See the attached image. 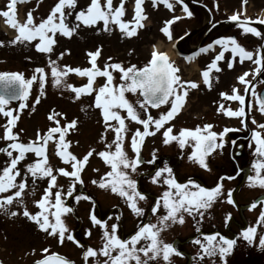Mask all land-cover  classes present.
Instances as JSON below:
<instances>
[{"label": "snow or ice", "instance_id": "snow-or-ice-1", "mask_svg": "<svg viewBox=\"0 0 264 264\" xmlns=\"http://www.w3.org/2000/svg\"><path fill=\"white\" fill-rule=\"evenodd\" d=\"M169 10H173V4L169 0H159ZM246 2V0H244ZM78 0H57L50 12L45 18L36 22L32 10H29L26 19L21 22L15 16L16 0H9L7 10L0 9V15L5 18V22L15 30L16 35L8 43L16 44L17 42L35 43V48L42 53H52L53 45L57 43L54 39L57 33L71 37L73 33L81 26H94L98 22H103L105 30H108V25L115 24L119 29L131 37L136 34L138 27H143L142 21L146 18L143 12V0H134V15L131 20H124L125 15V0H120L118 6H114L113 0H89V2L77 10ZM182 5V11L186 16L191 17L193 13L189 10V6L185 0H178ZM153 6H157V0H153ZM67 9V11H66ZM239 13H234L227 19L236 22L243 30V33H251L261 39H264V34L257 27L251 26L253 18L245 16L241 19ZM74 16L71 24L68 22L69 17ZM180 16L174 15L171 19L164 22L161 32L168 39H172L170 26L180 20ZM259 24L264 25V19L256 18ZM130 25H134L130 27ZM188 35V33H185ZM5 42L0 40V46ZM213 45L221 46V51L217 53L210 64L201 70L203 83L211 88L210 72L215 69L220 71L218 61L225 60V51L230 49L231 59L227 60V66L233 67V61L236 57L239 62L243 63L245 59L251 60L256 65L255 69L251 70L253 76L258 73H264V46L257 48L255 53L247 50L240 45L235 37L221 36L206 46H202L187 57L191 60L195 55L208 52L213 48ZM70 50H65V52ZM64 52L59 54V58L64 56ZM87 55L90 58V67H72L70 65H59L57 60L48 58V66L52 77V84L55 87H63L69 89L75 94V98L79 99L82 94L91 95L94 93V102L90 107L100 110V115L104 125V134L100 136V141L104 142V150L96 151L89 149L83 157H77L69 151L70 141L66 140V135L71 129H74L78 121L73 119L61 125L58 116L63 113L50 112L49 120L54 121L55 126H51L43 133L37 130L35 140H29L27 143L21 142L19 133L13 131L16 122L19 118V111L28 107L26 101L30 95V89L34 81L39 82L41 95H44L45 84L47 83V75L45 67H36L30 78H25L19 72H0V114L6 118V123L3 125V137L9 141L5 146L0 147V153L7 157L0 167V209H6L12 205L14 200L23 205L22 196L28 188L29 177H31L33 188H35L38 180H46L47 184L44 187L40 199L35 200L34 204L38 207L35 213L29 211L26 205H23L22 214L29 220L35 222L37 227L46 232L49 236H53L58 240V243L63 244L65 239L74 242L78 247L84 248L82 258L85 264H90L89 258H94L91 264H149V261L155 260L162 256L163 260L171 264L170 255H182L173 244L165 243L159 239L160 233L168 226V222L184 223L185 216L192 215L194 212L203 216L200 209L208 208L211 203L222 194L224 179H233V177H220L219 182L215 186L208 188L203 187L196 181L189 179L187 183L179 182L171 167L165 164L164 167L156 168L149 173V177L153 183H162L167 187L162 195L158 197L151 207L150 211L153 214L158 213L161 207L164 209V214L158 217L157 223H141L137 230L130 234L127 238H121L117 235V224L108 225L106 221L98 219L94 213L90 214V219L94 225L101 226L103 231V245L99 249H94L91 246L85 247L73 235V232L68 229L62 214L72 211L62 199L63 196H72L75 190V183L83 184L82 171L87 165L89 158L95 154L108 166L109 171L97 181L93 180V184H98L102 189L110 190L113 194L123 198L128 208L136 215L142 216L144 209L139 206L140 200H145L146 194L138 189V181L132 178L131 173L137 171L138 165L144 161L141 156V148L146 137L154 135L157 131H162L163 143L165 145L172 141H177L179 147L184 149L186 145H190L192 151L188 155L190 161L198 162L205 169H208L206 156L212 153L216 148L223 146L225 129L222 132L213 130L211 123H205L202 126L197 125L195 128H182L178 132L173 133L174 125L169 122L183 108L188 91L190 88L199 87L198 82L193 80H184L180 75V69L175 65L167 53L159 51L153 46L150 60L142 67L130 65L124 67L121 63H106L101 69L97 66V58L100 55V49L97 48L94 52H89ZM255 55V59H254ZM111 58L109 57V60ZM112 70H118L120 73V83L114 84V76ZM69 73L78 74L82 77H87V83L81 86L66 83L64 78ZM39 74V75H37ZM102 76L105 82L98 88L94 86L95 78ZM249 71H244L237 77V80L243 83L245 92L250 91L248 85L252 84L251 80H247ZM126 93L137 95L138 99L135 103L131 102ZM251 94L258 105V111L264 114V95L258 94L254 86L251 89ZM220 96L238 101L240 107L236 110L225 108L221 103L217 112L223 113L228 117L243 118L246 116L245 95L239 93L234 86L231 94L221 92ZM40 96L36 97L33 104L39 103ZM13 101H19L17 109L10 107ZM161 106H167L166 110L159 113L158 117H154L149 109H159ZM251 107V104L248 105ZM83 110V108H82ZM123 113V114H122ZM136 122L142 126L136 128L130 138L129 146L134 153L129 157L125 150V141L128 138L129 128L126 123ZM241 123L244 120L241 119ZM253 123H256L253 119ZM259 129L264 130V123L258 124ZM111 130L114 137L111 141H107L106 133ZM50 140L56 141L55 154L62 162L69 164L70 169L64 167L54 168L49 163L47 154V144ZM251 140L254 141L255 147L253 154L255 159L252 161V169L255 171V176H248L249 182H256L260 187H264V132L256 129L251 130ZM15 153V154H14ZM34 153L35 159L33 162L24 165L23 169L19 167L22 161L27 159L26 154ZM155 160V152L153 159L148 163H153ZM98 171V169H94ZM55 173V174H54ZM167 173V175H164ZM57 174L68 177L72 183L69 184L66 192L60 189L63 186L57 184ZM107 177V179H105ZM255 186V185H253ZM54 189H56L54 191ZM91 199V197H84ZM81 199L76 196V200ZM226 200L229 203H234L233 192L230 189L226 195ZM257 202H253L249 207L255 208ZM11 215L18 214L17 211H12ZM231 218L230 214L226 220ZM264 224V211L260 212L257 218L256 225ZM85 235H91V231L87 230ZM242 238L249 244L256 242L257 227L249 226L242 230ZM143 241V243H141ZM195 243L200 245L201 252L198 253L201 259L205 256H219L223 264H227L225 257L232 251L233 246L237 243L236 239L228 238L220 233L207 234L203 241L197 239ZM258 244L264 248V234L259 235ZM44 255L37 259L34 264H74V261L68 260L61 254L54 251H49V248L41 249ZM143 254V258L141 256ZM102 255L106 259L99 261L98 256ZM0 264H3L0 261Z\"/></svg>", "mask_w": 264, "mask_h": 264}, {"label": "rangeland", "instance_id": "rangeland-1", "mask_svg": "<svg viewBox=\"0 0 264 264\" xmlns=\"http://www.w3.org/2000/svg\"><path fill=\"white\" fill-rule=\"evenodd\" d=\"M56 2L57 0H33L25 5L21 2L16 8L14 7L16 18L23 22L26 19L27 12L32 10L36 22H39L40 19L48 15ZM88 2L89 0H78L77 10L84 7ZM101 2L103 3V0ZM119 2L120 0H113L114 6H118ZM169 2L173 4V0H169ZM8 4L9 0H0V9L7 10ZM147 4L153 5V0H143V12L147 10ZM164 6L163 3L157 0V6L155 7L157 11L155 13L152 11V15L142 21L143 27H138L136 34L131 37L124 34L115 24L110 23L108 30H105L103 22H98L94 26L81 25L71 37H65L57 33L54 37L57 43L53 45V52L50 54L38 51L34 46L37 41L8 43L13 38L5 32L4 27L9 25L6 24L5 18L0 15V40L5 42L0 46V72H19L25 78H30L36 67H45V71L48 73L44 88L45 94L41 95L39 82L34 81L26 101L28 107L19 111V118L13 131L19 133L20 141L27 143L29 140H35L38 129L43 133L47 128L55 126L54 121L48 118L50 112L54 111L55 113L64 114L58 116L61 125L73 119L78 121L75 128L71 129L66 135V140L71 142L69 151L77 157H83L89 149H95L97 152L104 150V142L100 141V136L104 134L100 110L90 107L94 102V93L91 95L82 94L79 99H76L75 94L63 85L55 87L52 84L48 58L51 56V59L57 60L59 65L86 68L91 66L87 53L94 52L99 48L100 55L96 63L101 69L104 68L106 63H121L124 67L130 65L142 67L148 60V52L151 53L150 47L153 49L155 45L156 49L163 47L164 50L172 51V40L165 41L162 39V35H158L160 26L173 17L168 8L165 9ZM160 9L161 11H159ZM133 15L134 0H125V15L122 19L131 20ZM73 20L74 16L69 17L68 22L71 24ZM147 24L153 26L146 30L145 26ZM132 26L134 25H130V27ZM66 49L70 51L65 52ZM61 52L65 54L62 58H59ZM172 59H174V55ZM112 71L113 83L119 84V71ZM64 80L66 83L76 86L87 83V77L74 73H69ZM104 82V77L97 76L94 86L98 88ZM37 96H40V100L39 103H35L33 110V104ZM126 96L133 103L138 99L137 95L132 93H126ZM10 107L17 109L14 104H11ZM166 108L167 106H164L160 110L153 111L149 109V111L154 117H158L159 113L166 110ZM189 112V110L181 112L179 116L176 115L169 122L174 125L173 133L182 128H195L197 125L202 126L205 123H211L213 130L219 133L222 132V127L226 123L221 115L208 110L207 107H202L196 112L198 117L190 116ZM5 123L6 118L0 114V137H3V125ZM126 123L129 128V139L125 141L124 147L129 157H132L134 153L129 146V141L133 131L136 128L142 130V126L136 122L126 121ZM162 131H157L154 135L144 139L141 148V156L144 162L138 165L136 172L131 173L132 178L138 181L139 191L145 193L147 197L145 200L139 201V206L145 210L142 216H136L128 208L123 198L113 194L110 190L100 188L98 184L92 183L93 180L98 181L105 172L109 171V168L95 154L89 158L81 174L83 184L75 183L73 195L62 197L64 203L72 209V211L62 214V219L82 245L85 247L91 246L94 249H99L103 245L104 229L93 224L90 219L91 213H94L98 219L106 221L109 226L117 224V235L121 238H127L130 234H133L141 223L151 222L155 224L158 222V217L164 214V209L161 207L156 214L151 213L150 209L167 186L162 183H153L148 175L151 167L146 166L145 162L153 159V152H155V160H157L155 165L164 167L167 164L172 168L175 178L182 183H187L191 179L203 187L211 188L219 182L221 174H233L235 172L234 165H226L220 158L225 154V150L217 152L213 157L206 159L208 169H205L198 162L188 159V155L192 151L190 145H186L184 149L179 147L177 141L165 145L162 142ZM113 137L114 133L109 130L106 133L107 141H111ZM7 143L9 141L0 138V146H5ZM55 144L56 141L50 140L46 146L50 165L54 168L64 167L71 170L70 165L62 162L55 154ZM26 156L27 159L19 165L21 169L27 163L37 159L34 153H28ZM6 158L5 154L2 153L0 167L3 166ZM94 169H98V171H94ZM164 175H167V173ZM57 177V184L63 186L60 190L66 192L72 181L60 174H57ZM238 183L239 181H222V194L211 203L210 207L199 210L203 213L202 217L195 212L192 215L185 213L184 223L181 224L178 221L168 222V226L161 231L159 239L165 243L173 244L182 253V255L171 254V264H223L219 256H205L201 259L198 253L202 250L195 241L197 239L203 241L205 238L202 234H211L216 231L225 232L226 236H233V233H238L236 226L238 220L244 221V229L249 226L257 227L256 242L249 244L242 239L239 242L240 244L236 243L232 251L225 257L227 264H264V248H261L258 244L259 235L264 234V224L256 225L260 212L264 211V187L251 186V184H254L250 182V185L238 189ZM46 184V180H38L35 188H33L31 177H29L28 188L22 198H19L23 199V205H26L29 211L35 213L39 210L34 201L40 199ZM230 189L233 192L234 202H237L238 207L240 205V208L243 207L242 212L239 211L240 213L233 206L234 203H229L226 200V195ZM76 196H80L81 199L77 201ZM85 196L91 197V199H85ZM254 201L257 202L256 207L250 208L249 206ZM23 205L19 204L18 200H14L13 204L7 206L6 209H0V261L3 264H34L37 259L42 258L44 253L41 249L46 247L49 248V251L57 252L68 260L74 261V264H85L82 258L84 248L78 247L74 242L67 239L63 244L58 243L55 237L49 236L46 232L40 230L35 222L20 214ZM12 211H17L18 214L13 216L10 214ZM228 214L231 218L226 220ZM239 214L243 215V219L239 217ZM87 230L91 231V235H85ZM238 234L240 235V233ZM141 256L143 258L142 253ZM93 259L89 258L90 264ZM95 259L103 261L106 258L100 255ZM149 264H168V262L160 256L149 261Z\"/></svg>", "mask_w": 264, "mask_h": 264}, {"label": "flooded vegetation", "instance_id": "flooded-vegetation-1", "mask_svg": "<svg viewBox=\"0 0 264 264\" xmlns=\"http://www.w3.org/2000/svg\"><path fill=\"white\" fill-rule=\"evenodd\" d=\"M185 3L188 4L189 10L193 13L191 17L183 13L182 5L178 3V0H173V10L168 9L173 16L181 17L180 20L175 21L170 26L172 39H168L161 32V28L164 25L158 29V35H162V39L165 41L172 40L174 59L170 58V53L167 49L164 50L162 47L161 49L157 48V50L167 53L169 58L175 62V65L180 69L182 79L193 80L199 84V87L189 89L186 102L179 113L181 114V112L189 110V115L195 117L199 109L207 107L208 110L221 115L223 121L226 122L222 127V131L225 129H228V131L225 132L222 138H218L223 139V146L217 148L212 155L206 156L205 159L225 150V154L220 158L226 165H234L235 172L233 174L224 173L220 177H233V179H224L223 182L239 181L237 188L240 189L251 184L247 179L248 176H255V171L251 167L252 161L255 159L253 154L255 143L251 140V130L256 129L264 132V130L257 127L258 124L264 123V114L258 111V105L251 94V89L254 86L258 94L264 95V73H258L253 76L251 70L255 69L256 65L247 59L243 63H240L238 57L233 61V67L229 68L227 66V60L231 59L229 49L225 51L226 59L217 62L221 70L217 71L213 69L210 72L211 88H209L203 83L201 70L205 69L213 57L221 51V46L213 45V48L208 52L195 55L191 60H188L187 57L192 56L197 49L206 46L221 36L235 37L240 45L255 53L258 47L264 46V39L251 33H243V30L236 22L229 21L227 18L234 13L242 14L241 19L245 16L251 17L253 18V22H250L251 26L257 27L264 34V25L259 24L256 20V18L264 19V0H246V2L244 0H185ZM164 8L166 9V6ZM152 11L155 13L157 8L147 4V10L144 12L146 17L151 16ZM151 26L153 25L147 24L145 29L147 30ZM185 33H188V35H185ZM150 51H153L151 47ZM148 53L147 62L151 58V53ZM244 71H249V76L246 79L252 81V84L248 85L250 89L248 92H245L246 86L237 80V77ZM234 86L240 94L245 95L246 116L243 118L228 117L223 113L217 112V108L221 103L226 109L231 108L236 110L240 107L238 101L220 96L221 92L231 94ZM249 104H251L250 108L248 107ZM179 113L177 116H179ZM241 119L244 120L243 124L241 123ZM253 119H255L256 123H253ZM252 183L258 185L256 182ZM251 186L253 185L251 184ZM233 206L238 209V212H242L243 207L240 208L241 205L238 207L237 202H234ZM239 217L243 219V215L239 214ZM236 226L240 235L237 232L233 233V236H226L225 232L218 231V233L225 237L236 239L237 243L240 244V240L243 239L241 233L244 229V221L238 220ZM200 233L202 232L200 231ZM214 233H217V231L211 234ZM202 235L205 238L207 234Z\"/></svg>", "mask_w": 264, "mask_h": 264}, {"label": "bare ground", "instance_id": "bare-ground-1", "mask_svg": "<svg viewBox=\"0 0 264 264\" xmlns=\"http://www.w3.org/2000/svg\"><path fill=\"white\" fill-rule=\"evenodd\" d=\"M4 30L7 34H9L12 38H14V36L16 35V32L14 29H12L10 26H5ZM170 58L173 56V52L170 51Z\"/></svg>", "mask_w": 264, "mask_h": 264}, {"label": "trees", "instance_id": "trees-1", "mask_svg": "<svg viewBox=\"0 0 264 264\" xmlns=\"http://www.w3.org/2000/svg\"><path fill=\"white\" fill-rule=\"evenodd\" d=\"M152 160V159H151ZM156 161L157 160H154V162L153 163H148V160L145 162V165L147 166V165H149L150 167H151V169L149 168V172L151 173V172H153L156 168H159L160 166H157V165H155V163H156Z\"/></svg>", "mask_w": 264, "mask_h": 264}, {"label": "water", "instance_id": "water-1", "mask_svg": "<svg viewBox=\"0 0 264 264\" xmlns=\"http://www.w3.org/2000/svg\"><path fill=\"white\" fill-rule=\"evenodd\" d=\"M11 104H15V105H17V107H18V105H19V101H13ZM161 107H163V106H161ZM151 109L156 110V108H151ZM216 149H217V148H216ZM216 149H215V150H216ZM215 150H214V151H215ZM214 151H213V152H214ZM213 152H212V153H213ZM212 153H210V154L207 155V156H210ZM1 154H2V153H0V156H1Z\"/></svg>", "mask_w": 264, "mask_h": 264}]
</instances>
